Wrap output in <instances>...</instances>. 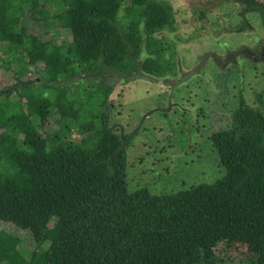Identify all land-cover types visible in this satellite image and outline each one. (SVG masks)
<instances>
[{
    "label": "trees",
    "instance_id": "16d2710c",
    "mask_svg": "<svg viewBox=\"0 0 264 264\" xmlns=\"http://www.w3.org/2000/svg\"><path fill=\"white\" fill-rule=\"evenodd\" d=\"M234 1L238 33L248 12L264 15L259 0ZM122 2L0 0V69L15 78L0 89V221L45 247L29 252L0 228V264H222L219 247L238 235L257 244L248 263L264 264V112L243 95L237 123L210 137L221 178L170 194L130 189L134 134L112 121L113 88L99 80L175 76L177 52L157 35L177 22L169 1L131 0L125 30L110 9ZM25 19L45 23L44 35L58 24L72 41L44 40ZM256 100L264 109V91Z\"/></svg>",
    "mask_w": 264,
    "mask_h": 264
},
{
    "label": "rangeland",
    "instance_id": "374dc122",
    "mask_svg": "<svg viewBox=\"0 0 264 264\" xmlns=\"http://www.w3.org/2000/svg\"><path fill=\"white\" fill-rule=\"evenodd\" d=\"M166 1L176 11L177 30L157 36L166 37L177 52V74L167 78L173 83H180L206 55L215 54L225 62L231 51L245 47L259 50L264 46V16L248 15L249 31L236 32L242 22L243 5L233 0ZM110 9L117 22L128 30L131 0L112 4ZM24 24L44 40L55 33L58 42L72 41L69 30L58 24L52 25L49 35H44L45 23L25 19ZM4 59L0 54V64ZM233 60L221 68L209 57L196 68V74L172 91L163 82L126 84L119 77L99 80L113 88L109 97L113 103L112 121L120 125L125 134H134L125 147L131 190L147 188L155 195L176 193L198 184L214 183L225 174L210 137L237 123L235 113L240 95L251 107L264 112L256 100L257 94L264 91V61L255 63L242 56ZM29 77L35 79L38 74L32 69ZM13 83V74L0 69V89ZM95 92L88 89V93ZM80 136L76 132L74 138ZM0 228L15 237V245L29 252L45 250V247L36 249L29 231L3 221ZM256 246L248 235H238L231 249L226 250L225 244L219 247L222 264H250L247 254Z\"/></svg>",
    "mask_w": 264,
    "mask_h": 264
},
{
    "label": "flooded vegetation",
    "instance_id": "af4514ba",
    "mask_svg": "<svg viewBox=\"0 0 264 264\" xmlns=\"http://www.w3.org/2000/svg\"><path fill=\"white\" fill-rule=\"evenodd\" d=\"M236 3L240 4L239 2H236ZM262 3H264V2H262ZM241 5H243V4H241ZM254 13H258L259 15H261V13L256 12V11H251V12H248L246 14V18H247V21L248 22H247V28L244 31L245 33L247 31H249V28H250L249 27L250 21L248 19V15L254 14ZM261 16H264V15H261ZM263 54H264V46H262L259 50H251V49H248V48L245 47V48H242V49L237 50V51H231V52H229L228 55L225 57L226 58L225 60H227V61L224 62V60H222L223 63L221 62V60H219V58H220L219 56L217 57L218 62H216L214 59L213 60H214V63H217V65L219 67L224 68L225 66H227V64L232 63L234 61L233 59H236L239 56H242V57H244L246 59H249V60H251L253 62L255 61V63H258L259 61H264V57L262 56ZM187 75L188 74H186L185 76H187ZM169 77H172V76H167L166 78L160 79V80H158L157 83H154V84H158L160 82H163V84H165L167 87H170L171 88L170 91H172L173 89H175V87H177L178 82L177 83H173L172 81H170L169 79H167ZM138 81H145V80H138ZM148 83H150V82H148Z\"/></svg>",
    "mask_w": 264,
    "mask_h": 264
},
{
    "label": "water",
    "instance_id": "95a60500",
    "mask_svg": "<svg viewBox=\"0 0 264 264\" xmlns=\"http://www.w3.org/2000/svg\"><path fill=\"white\" fill-rule=\"evenodd\" d=\"M262 56L264 57V54ZM209 57H212L216 62H218L217 56L215 54L206 55L202 63H200L196 68H198L201 64H203ZM196 68L193 69L187 76H185L184 79L180 83L177 84V86L181 84L182 82L189 80L194 74H196L197 73Z\"/></svg>",
    "mask_w": 264,
    "mask_h": 264
}]
</instances>
